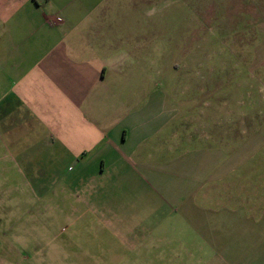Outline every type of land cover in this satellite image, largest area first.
Listing matches in <instances>:
<instances>
[{"label": "crops", "instance_id": "obj_1", "mask_svg": "<svg viewBox=\"0 0 264 264\" xmlns=\"http://www.w3.org/2000/svg\"><path fill=\"white\" fill-rule=\"evenodd\" d=\"M150 1L0 0V163L168 264H264V131L223 137L225 104L190 125Z\"/></svg>", "mask_w": 264, "mask_h": 264}, {"label": "rangeland", "instance_id": "obj_2", "mask_svg": "<svg viewBox=\"0 0 264 264\" xmlns=\"http://www.w3.org/2000/svg\"><path fill=\"white\" fill-rule=\"evenodd\" d=\"M149 3L155 34L159 42L168 41L167 51L159 44L165 74L158 82L168 84L190 125L200 130L194 120L225 104L223 117L229 109L237 113L215 128L223 137L231 133L241 145L264 131V36L257 27L264 17L257 6L264 7V0ZM36 183L28 172L0 163V264H168L157 252L136 249L96 224L89 200L76 202L71 188L46 180L39 189Z\"/></svg>", "mask_w": 264, "mask_h": 264}, {"label": "built area", "instance_id": "obj_3", "mask_svg": "<svg viewBox=\"0 0 264 264\" xmlns=\"http://www.w3.org/2000/svg\"><path fill=\"white\" fill-rule=\"evenodd\" d=\"M42 1H45V0H42Z\"/></svg>", "mask_w": 264, "mask_h": 264}]
</instances>
